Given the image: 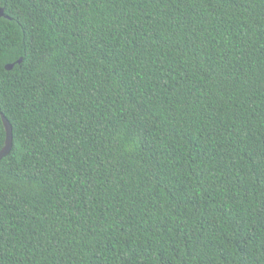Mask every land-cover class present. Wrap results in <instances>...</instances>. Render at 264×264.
I'll list each match as a JSON object with an SVG mask.
<instances>
[{
    "label": "trees",
    "instance_id": "1",
    "mask_svg": "<svg viewBox=\"0 0 264 264\" xmlns=\"http://www.w3.org/2000/svg\"><path fill=\"white\" fill-rule=\"evenodd\" d=\"M0 5V264H264V0Z\"/></svg>",
    "mask_w": 264,
    "mask_h": 264
},
{
    "label": "water",
    "instance_id": "2",
    "mask_svg": "<svg viewBox=\"0 0 264 264\" xmlns=\"http://www.w3.org/2000/svg\"><path fill=\"white\" fill-rule=\"evenodd\" d=\"M0 16L4 17L5 16V12H4V8L1 7L0 5ZM21 60L18 61V63H20ZM14 64H8L6 65V69L7 70H11L13 69ZM1 119L5 128V132H6V139H5V144L3 146V148L0 150V160H2L4 157H6L12 150V146H13V133H12V126L10 124V122L7 120V118L1 114Z\"/></svg>",
    "mask_w": 264,
    "mask_h": 264
}]
</instances>
